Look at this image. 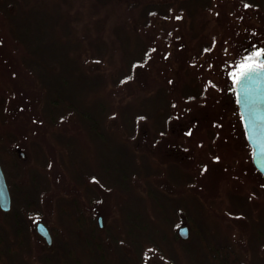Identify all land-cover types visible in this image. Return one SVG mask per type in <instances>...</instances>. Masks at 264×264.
Wrapping results in <instances>:
<instances>
[{"label": "trees", "instance_id": "trees-1", "mask_svg": "<svg viewBox=\"0 0 264 264\" xmlns=\"http://www.w3.org/2000/svg\"><path fill=\"white\" fill-rule=\"evenodd\" d=\"M219 6L236 14L237 21L252 24L242 29L229 23L220 33L212 24ZM257 18L263 19L258 25ZM182 19L187 21L185 33L169 27V21ZM2 29L8 33L0 34L6 70L16 76L18 60L27 79L37 82L36 88L20 91L17 100L15 93L0 94V163L14 196L13 224L21 228L24 222L21 207L42 214L38 200L51 194L43 145L30 143L33 161L28 165L25 154L18 152L19 138L11 123L18 110H27L40 115L67 148L62 161L64 155L74 159L71 167L63 162L70 173V194L54 200L57 220L70 229L61 264H69L70 258L76 264H147L152 252L170 264H264V207L255 213L247 199L228 194L226 211L249 221L247 257L213 230L219 221L191 192L194 179L179 161L187 149L185 138L200 127L215 154L222 119L210 111L208 100L220 83L203 70L220 39L224 53L217 66L231 82L225 89L235 103L240 66L255 62L258 49L264 51V0H0ZM173 41L184 51L172 79L177 93L166 82L140 92L137 84L145 81L138 80L155 57L168 60ZM70 118L79 130L62 133L58 126ZM141 126H146L145 141L139 139ZM240 129L251 148L242 122ZM148 143L159 150L163 164L151 160ZM92 147L97 152L89 154L91 162L79 150ZM102 147L107 155L98 151ZM252 167L264 178L253 162ZM22 177L24 184L18 182ZM93 183L115 197V227L103 228L96 219ZM182 215L192 230L187 239L178 233L185 223ZM4 237L0 226V239ZM4 247L0 242V264L6 263ZM110 247L114 259L108 257Z\"/></svg>", "mask_w": 264, "mask_h": 264}, {"label": "rangeland", "instance_id": "rangeland-1", "mask_svg": "<svg viewBox=\"0 0 264 264\" xmlns=\"http://www.w3.org/2000/svg\"><path fill=\"white\" fill-rule=\"evenodd\" d=\"M236 16V14L230 15L226 6H219L216 14L212 17V24L216 25L222 34L228 29L229 23H237L242 29H246L252 24L250 21L248 22L249 24L237 21ZM260 20L263 19L257 18L255 24H260ZM168 25L169 27L177 26L178 31L185 33L187 21H183L182 19L180 22L175 23V21L172 20L168 22ZM0 34L7 35L8 33L7 30L5 31L2 29ZM219 41L220 39L216 43L212 55L209 56V66H205L203 70L204 74L214 77L215 81L220 83V88H212V96L211 99L208 100L210 111H216L222 119V125L218 128L219 136L214 143L215 154H213L208 147L205 129L200 127L191 136L185 138L187 149L184 153L179 155V157H181L179 161L182 162L183 170L192 175L194 179L190 186L191 192L197 194L207 207L208 212L213 213L215 220L216 218L218 219L219 222L214 223L215 226L213 228L215 232L217 231L218 237L223 241L231 242L239 252L249 257V251L247 249L250 228L249 221L242 216H232L226 211V206L230 201L228 194L233 192L236 197L247 199L251 207L254 208L255 213H257L261 207H264V178L256 173L252 167V150L248 147L242 130L240 129L242 118L237 102L235 101L234 103L232 97L226 93L227 89H225V85H230L231 82L226 80V72L217 66V58L221 57L222 52L224 53ZM260 47L264 48V40L261 42ZM3 50L10 52L9 47L6 45H3ZM168 51V60H164L160 58V56L155 57L144 75L143 80H138L145 81L144 83L138 82L137 84V89L140 92L145 94L152 91L157 85L166 82L169 87L171 86L170 90L173 93H177L172 79H175V69L176 67L178 68L181 59L179 54L184 51L180 50L175 43L169 46ZM187 51V55H191V51ZM258 51L261 50L258 49L257 52ZM11 53L12 52H10V54ZM225 55L228 58L232 57V55H227V53H225ZM14 63L16 66V69H14L16 76H13V73L11 74L6 70V65L1 62L0 58V94L9 95L8 92L15 93L16 97L14 98L17 100L19 99L20 91L36 88L37 82L27 79L23 68L18 66V60H14ZM165 75H171L170 79H164ZM170 81H172V83ZM206 81L212 80L206 79ZM16 115L11 125L18 134L20 146L18 152H23L25 154L24 157L28 158L26 164L28 165L33 161L29 148L33 140L39 141L43 145L49 159L46 167V175L50 184L51 194H45L38 200L42 214H30V217H26L31 227L30 233L32 241H26L27 243L23 245L25 249L28 246L32 248L35 246L40 248L39 250L44 251V243L41 240V236L36 232L35 225L38 221H42L50 228L58 223L54 200L59 195L69 196V189L71 187V182L69 180L70 173L67 171L63 162L66 163V166L71 167L70 164L73 163L74 159L71 160L70 157L68 158L64 155V161H62L61 153L64 150L67 151V148L59 142L58 136L47 126V122H44L40 115H35V113L31 115L27 110H18V114ZM72 121L73 119L70 118L66 122H63L62 125L58 126L59 130L62 133H70L74 130H79L73 126ZM141 127L140 135L142 136H139V139L145 141L147 138V136L144 135L146 126ZM80 137L81 139L84 138L83 135ZM81 139L75 138V140H78L77 143H79ZM82 141H85V139ZM83 145L84 147L86 146L85 144ZM146 146L148 152H150L151 160L155 163L163 164L159 150L151 146L150 143L146 144ZM90 149L89 151L88 149L81 150L80 148L79 154L89 160V154L91 153V155H93L97 152V149L94 147ZM99 150L104 155H107V151L104 150L103 147L99 148L98 151ZM89 161H91V159ZM4 173L6 176L5 170ZM8 174H10L11 177L13 176V174L9 172ZM24 181V177L18 180L21 184H24ZM92 188L97 194V199L93 202V207L96 211V219H98L99 216L102 217L103 228L108 226L115 227L112 225V221L119 214V208L116 204L115 197L112 193L104 190L96 183L92 184ZM253 188L257 191L253 192ZM14 194L15 197H17L18 194L15 191ZM13 198L14 196L12 200ZM2 213L0 209V221L5 222L4 218H2ZM182 218L185 222L182 225H187L184 215H182ZM11 230L12 225L9 224L5 231L10 235ZM64 231L69 232L70 229H65ZM61 233L62 232H60V234L58 233V235L63 239L65 234L64 232ZM81 233L83 232L81 231ZM191 234L192 230L190 229L189 237ZM147 264L170 263L157 252H152L147 258Z\"/></svg>", "mask_w": 264, "mask_h": 264}, {"label": "water", "instance_id": "water-1", "mask_svg": "<svg viewBox=\"0 0 264 264\" xmlns=\"http://www.w3.org/2000/svg\"><path fill=\"white\" fill-rule=\"evenodd\" d=\"M261 61H264V55L256 57L254 70L247 76L242 77V69L238 72L235 91L246 138L252 149L253 164L264 175V68L255 66ZM11 206V191L0 163V208L9 211ZM98 220L102 226V217L99 216ZM37 229L48 242H51V234L44 222L39 221ZM178 233L182 238L187 239L190 234L189 226L181 225Z\"/></svg>", "mask_w": 264, "mask_h": 264}, {"label": "flooded vegetation", "instance_id": "flooded-vegetation-1", "mask_svg": "<svg viewBox=\"0 0 264 264\" xmlns=\"http://www.w3.org/2000/svg\"><path fill=\"white\" fill-rule=\"evenodd\" d=\"M11 209L9 211H4L1 209L3 212L2 218H4L5 220V222L0 223L1 232L5 236L2 240L0 239V242H3L5 246L3 251L5 253L4 256L6 259V263L4 264H61L62 246L66 242H71V240L68 239V232L64 231L65 229H67L66 224H63L61 221H57L58 223L55 224L54 226L50 228L47 226L52 237L51 242H48L47 239L44 236H42L37 229V223L39 222L38 221L35 225V228H36V232L41 236L42 238L41 240L44 243L43 244L44 251L39 250L40 248H37L35 246L33 248L28 246L25 249L23 248V245L27 243L26 241H32V236L30 233L31 227L26 218V217H30V213L25 208L23 207L20 208L21 217L23 218L24 222L22 223L21 228H18L15 224H13L12 219H14V215L10 213ZM5 213H10V214L5 215ZM9 224L12 225V230L10 231V235L7 234V232L5 231V229L8 227ZM60 232L62 233L64 232L65 234V237L63 239L60 238L58 235V233L60 234ZM19 235H21V237H18ZM14 246L16 247L15 250H13ZM108 250L110 251L108 257L110 259L116 258L114 249L110 247V249L108 248ZM51 258H53V260ZM76 260L77 259L72 261L70 258L69 264H76Z\"/></svg>", "mask_w": 264, "mask_h": 264}, {"label": "snow or ice", "instance_id": "snow-or-ice-1", "mask_svg": "<svg viewBox=\"0 0 264 264\" xmlns=\"http://www.w3.org/2000/svg\"><path fill=\"white\" fill-rule=\"evenodd\" d=\"M246 7H247V5H246ZM177 19H179V17H177ZM255 55L257 57H261L262 55H264V52L258 51L255 53ZM255 66L260 67V68H264V61L259 62ZM240 67L242 69V77L247 76L250 71L254 70V63H246V64L241 65ZM237 82H239V80Z\"/></svg>", "mask_w": 264, "mask_h": 264}]
</instances>
